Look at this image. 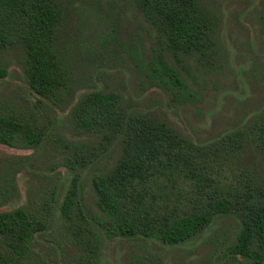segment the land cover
<instances>
[{
    "label": "rangeland",
    "instance_id": "374dc122",
    "mask_svg": "<svg viewBox=\"0 0 264 264\" xmlns=\"http://www.w3.org/2000/svg\"><path fill=\"white\" fill-rule=\"evenodd\" d=\"M56 2L62 19L55 48L69 76L56 112L27 89L22 47L0 46V115L32 117L31 128L43 137L38 145L26 146L23 137L0 143V211L21 208L40 219L47 213L49 220L23 254L0 239V264H236L229 250L239 221L231 213L214 216L174 247L144 238L108 239L96 223L101 212L91 177L113 166L119 147L74 131L69 104L91 89L118 94L126 110L163 119L208 151L214 187L244 178L264 185V155L255 145L264 126V0H195L211 20L203 57L173 54L133 0ZM158 54L183 79L184 95L153 77ZM229 137H236L232 150L225 148ZM72 176L83 183L76 207L82 214L66 222L54 217Z\"/></svg>",
    "mask_w": 264,
    "mask_h": 264
},
{
    "label": "trees",
    "instance_id": "16d2710c",
    "mask_svg": "<svg viewBox=\"0 0 264 264\" xmlns=\"http://www.w3.org/2000/svg\"><path fill=\"white\" fill-rule=\"evenodd\" d=\"M133 1L173 54H207L211 20L197 9L195 0ZM61 19L56 0H0V46L22 47L27 89L54 112L55 100L67 94L69 78L55 48ZM151 67L160 84L185 94L183 79L164 55L158 54ZM69 105L74 131L100 136L105 146L119 147L113 166L91 177L101 212L96 223L108 239L144 238L174 247L207 227L214 216L231 213L239 221L231 259L236 264H264V185L244 178L235 185L214 187L208 151L165 120L126 110L118 94L91 89ZM31 122L32 117L16 112L0 115V143L12 145L21 137L26 146L41 143L43 137L33 131ZM259 130L255 145L264 155V126ZM233 138L226 149L235 148ZM71 181L54 217L60 215L66 222L73 214H82L76 207L83 183L73 176ZM45 216L41 220L21 208L0 211V239L12 241L11 248L23 254L35 236L48 229ZM98 238L92 237L95 246Z\"/></svg>",
    "mask_w": 264,
    "mask_h": 264
}]
</instances>
